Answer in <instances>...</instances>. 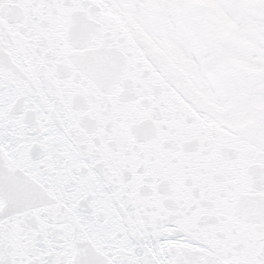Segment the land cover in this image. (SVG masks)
<instances>
[{
	"label": "snow or ice",
	"instance_id": "snow-or-ice-1",
	"mask_svg": "<svg viewBox=\"0 0 264 264\" xmlns=\"http://www.w3.org/2000/svg\"><path fill=\"white\" fill-rule=\"evenodd\" d=\"M0 264H264V0H0Z\"/></svg>",
	"mask_w": 264,
	"mask_h": 264
}]
</instances>
